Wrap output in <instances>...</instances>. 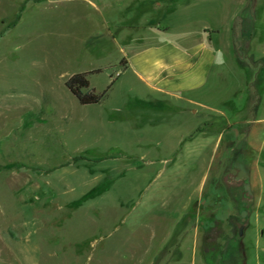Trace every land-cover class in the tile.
I'll use <instances>...</instances> for the list:
<instances>
[{"label":"rangeland","instance_id":"1","mask_svg":"<svg viewBox=\"0 0 264 264\" xmlns=\"http://www.w3.org/2000/svg\"><path fill=\"white\" fill-rule=\"evenodd\" d=\"M213 3L0 0V264H191L190 251L160 244L190 197L199 264H264V0H224V13ZM199 17L240 74L225 87L240 92L229 126L199 117L205 131L225 127L219 147L195 140L198 154L185 145L171 162L172 134H111V103L136 94L121 60L129 29L111 33L127 19L172 27L152 41L196 30ZM97 68L90 87L104 95L81 105L65 80ZM118 150L126 162L89 163Z\"/></svg>","mask_w":264,"mask_h":264},{"label":"crops","instance_id":"2","mask_svg":"<svg viewBox=\"0 0 264 264\" xmlns=\"http://www.w3.org/2000/svg\"><path fill=\"white\" fill-rule=\"evenodd\" d=\"M193 1H218V8L222 13L226 8L224 0ZM196 19L200 22L196 30L191 27L184 28L177 34H169L168 37L155 38L152 41L145 39L151 33L156 36L163 32L169 33L172 27L167 25L163 31L144 25L129 26L127 19L111 33L114 39L122 28L129 29L125 31V39L122 41L126 43L128 55L121 60L124 62L123 72H128L135 81L132 89L136 92L133 99L111 103V134L117 138H142L154 133L172 134L176 142L172 144L174 158L168 159L171 162L176 161L185 145L187 155L198 154V142L195 140L210 138L213 140V147H219L225 127L211 131L214 134L210 136L211 132L200 128L199 117L202 121L215 123L217 120L229 126L232 113L226 111L225 107L240 92L238 87L230 92L225 87L224 76L227 72L240 77L231 66L230 54L228 51L224 52L220 46L215 47L211 31L209 32L210 29L214 30L213 27L200 17ZM216 33V38H219L220 32ZM54 114L58 120L66 121L70 118L68 111ZM129 157L124 151L118 150L115 154L102 155L98 160L89 163H102L105 158L126 162ZM145 162L150 164L153 160L148 159ZM197 202L194 197H190L181 215L167 216L172 228L160 241L161 245H168V250L181 253L190 251L191 264H199V259L196 258L199 253L198 226L195 223L193 233V227L186 224L187 219L193 221L196 211L192 210V206Z\"/></svg>","mask_w":264,"mask_h":264},{"label":"trees","instance_id":"3","mask_svg":"<svg viewBox=\"0 0 264 264\" xmlns=\"http://www.w3.org/2000/svg\"><path fill=\"white\" fill-rule=\"evenodd\" d=\"M20 18V13H17L12 21V24ZM100 68L91 69L86 71L75 72L71 74L66 80L65 85L70 90V92L77 98L80 104H96L102 99L103 93H96L92 87H90V82L88 75L90 73L100 71ZM85 158L83 156H76L74 159Z\"/></svg>","mask_w":264,"mask_h":264}]
</instances>
